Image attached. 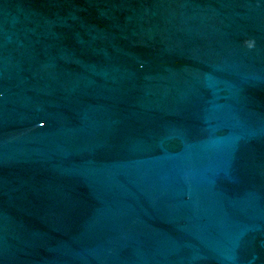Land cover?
Segmentation results:
<instances>
[{
    "label": "water",
    "instance_id": "1",
    "mask_svg": "<svg viewBox=\"0 0 264 264\" xmlns=\"http://www.w3.org/2000/svg\"><path fill=\"white\" fill-rule=\"evenodd\" d=\"M0 264H264V0H0Z\"/></svg>",
    "mask_w": 264,
    "mask_h": 264
}]
</instances>
